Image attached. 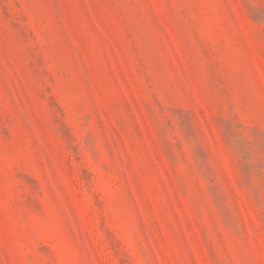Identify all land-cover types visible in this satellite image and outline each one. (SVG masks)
<instances>
[{
  "label": "rangeland",
  "instance_id": "1",
  "mask_svg": "<svg viewBox=\"0 0 264 264\" xmlns=\"http://www.w3.org/2000/svg\"><path fill=\"white\" fill-rule=\"evenodd\" d=\"M0 264H264V0H0Z\"/></svg>",
  "mask_w": 264,
  "mask_h": 264
}]
</instances>
